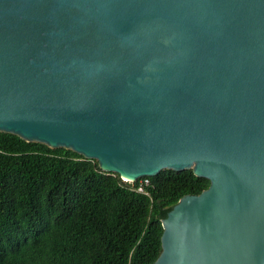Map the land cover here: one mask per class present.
Returning a JSON list of instances; mask_svg holds the SVG:
<instances>
[{
    "label": "water",
    "instance_id": "obj_1",
    "mask_svg": "<svg viewBox=\"0 0 264 264\" xmlns=\"http://www.w3.org/2000/svg\"><path fill=\"white\" fill-rule=\"evenodd\" d=\"M0 131L193 169L154 264H264V0H0Z\"/></svg>",
    "mask_w": 264,
    "mask_h": 264
},
{
    "label": "trees",
    "instance_id": "obj_2",
    "mask_svg": "<svg viewBox=\"0 0 264 264\" xmlns=\"http://www.w3.org/2000/svg\"><path fill=\"white\" fill-rule=\"evenodd\" d=\"M142 178L0 131V264H154L163 219L210 180L164 169L142 192Z\"/></svg>",
    "mask_w": 264,
    "mask_h": 264
},
{
    "label": "built area",
    "instance_id": "obj_3",
    "mask_svg": "<svg viewBox=\"0 0 264 264\" xmlns=\"http://www.w3.org/2000/svg\"><path fill=\"white\" fill-rule=\"evenodd\" d=\"M148 183H149V179H146V178L143 177L141 179V183H140V186H139L138 190L144 192L143 184H148Z\"/></svg>",
    "mask_w": 264,
    "mask_h": 264
}]
</instances>
